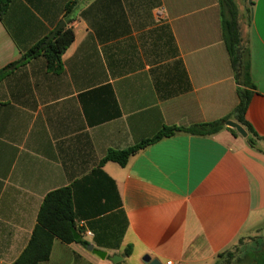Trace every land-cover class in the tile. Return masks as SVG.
<instances>
[{"label": "crops", "instance_id": "0c3cea01", "mask_svg": "<svg viewBox=\"0 0 264 264\" xmlns=\"http://www.w3.org/2000/svg\"><path fill=\"white\" fill-rule=\"evenodd\" d=\"M251 2L241 31L255 149L227 130L177 134L121 167L101 160L237 105L219 0H12L0 18V71L9 67L0 79V264H14L43 198L61 188L71 190L79 239L105 257L55 239L40 264H215L225 251L245 264L235 261L260 238L264 215V0ZM61 21L74 35L61 71L41 56L12 66ZM239 239L245 247L235 249Z\"/></svg>", "mask_w": 264, "mask_h": 264}, {"label": "trees", "instance_id": "16d2710c", "mask_svg": "<svg viewBox=\"0 0 264 264\" xmlns=\"http://www.w3.org/2000/svg\"><path fill=\"white\" fill-rule=\"evenodd\" d=\"M12 0H0V18L7 12ZM246 5L240 15L236 0H219L220 7V24L222 42L227 53L233 79L236 84L237 105L226 117L214 122L205 124H196L187 128L163 127L152 139L142 141L141 143L127 148L125 150H109L101 160V164L111 161L123 167L130 156L146 147L150 143L171 137L177 134L192 135L199 137H210L222 130L229 131L233 136H238L235 130L225 126V122L233 121L243 128L247 136L246 144L255 149L258 141L261 139L255 135L250 125L246 122L244 115L251 97L255 94V86L250 75V51L248 41L243 37L241 31V22L245 25L250 22V8L245 0ZM74 38L73 32L63 26L54 37L45 45L44 39L31 47L17 63L12 66L24 65L30 60L43 57L46 63V69L50 72L57 73L61 71V57L65 50L70 46ZM9 70V67L0 71V79ZM74 227V214L72 205L71 190L61 188L49 192L43 198L36 217V224L33 228L29 241L16 258L14 264H40L49 259L53 241L59 240L64 244L78 242L83 246L87 243L78 239L74 241L71 227ZM235 247H245L243 239L238 240ZM253 249L245 253L242 258L237 259L236 263L245 264H263L264 261V236L253 239ZM130 248L124 251L125 256H129ZM230 251H225L217 256L215 264H230L233 259ZM120 264V263H117Z\"/></svg>", "mask_w": 264, "mask_h": 264}, {"label": "water", "instance_id": "95a60500", "mask_svg": "<svg viewBox=\"0 0 264 264\" xmlns=\"http://www.w3.org/2000/svg\"><path fill=\"white\" fill-rule=\"evenodd\" d=\"M248 3L250 4L251 3V0H248ZM63 24L64 23L61 21L57 25V27L47 36V38L45 39V41L42 44V46H45L54 37V35L63 27ZM225 126L228 127V128H230V129L235 130L236 133L239 136H241L242 138H246V136H247L246 132L243 130V128L241 126H239L235 122H233V121H227V122H225ZM71 232H72L74 241H77L80 238V236H79V234L77 233V231L75 230V228L73 226L71 227ZM86 249L88 251H91L93 254H95L96 256H98L101 259H103L105 257V253H103L101 251H98V250H94L91 245H87L86 246ZM121 260H122V258L121 257H118V256H114V257H112L110 259L111 263H113V264H117ZM142 261H143L144 264H160L158 261L151 260L149 257H144Z\"/></svg>", "mask_w": 264, "mask_h": 264}, {"label": "rangeland", "instance_id": "374dc122", "mask_svg": "<svg viewBox=\"0 0 264 264\" xmlns=\"http://www.w3.org/2000/svg\"><path fill=\"white\" fill-rule=\"evenodd\" d=\"M236 2H237V4H238V9H239V11H240V13H241V11H243V9H244V7H245V5H246V2H245V0H236ZM262 221L260 222V223H258L259 225H257V227H259L261 230H260V234H264V215H263V217H262ZM256 227V228H257ZM257 230V229H256ZM260 234H258L260 237H262L263 235H260ZM237 245H238V243H237ZM236 245V246H237ZM254 247H253V244H249V245H247L246 247H245V250H247V252H249V251H251L252 249H253Z\"/></svg>", "mask_w": 264, "mask_h": 264}, {"label": "built area", "instance_id": "2783aa9c", "mask_svg": "<svg viewBox=\"0 0 264 264\" xmlns=\"http://www.w3.org/2000/svg\"><path fill=\"white\" fill-rule=\"evenodd\" d=\"M156 13L158 14V16L161 15L162 14V9H157ZM166 264H171V262H167Z\"/></svg>", "mask_w": 264, "mask_h": 264}]
</instances>
